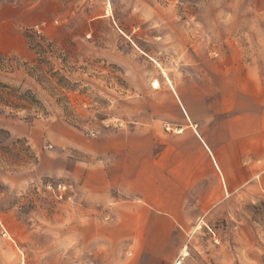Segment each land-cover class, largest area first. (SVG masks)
Instances as JSON below:
<instances>
[{
  "label": "rangeland",
  "instance_id": "374dc122",
  "mask_svg": "<svg viewBox=\"0 0 264 264\" xmlns=\"http://www.w3.org/2000/svg\"><path fill=\"white\" fill-rule=\"evenodd\" d=\"M163 75L205 105L225 91L264 106V0H0V264L72 249L73 166L161 117L147 109L170 106ZM49 183L75 191L60 200ZM183 250L172 264H264V192Z\"/></svg>",
  "mask_w": 264,
  "mask_h": 264
},
{
  "label": "crops",
  "instance_id": "0c3cea01",
  "mask_svg": "<svg viewBox=\"0 0 264 264\" xmlns=\"http://www.w3.org/2000/svg\"><path fill=\"white\" fill-rule=\"evenodd\" d=\"M167 84L170 106L147 109L161 117L85 148L70 173L72 249L29 264H172L191 232L264 192V106L235 107L225 91L205 105Z\"/></svg>",
  "mask_w": 264,
  "mask_h": 264
},
{
  "label": "built area",
  "instance_id": "2783aa9c",
  "mask_svg": "<svg viewBox=\"0 0 264 264\" xmlns=\"http://www.w3.org/2000/svg\"><path fill=\"white\" fill-rule=\"evenodd\" d=\"M167 130H170V128H167ZM181 130H177L178 133H180ZM46 190L49 191V192H53L56 197L60 200L64 199V197L67 196L68 192L71 191V187L68 186V185H65V184H47L45 186Z\"/></svg>",
  "mask_w": 264,
  "mask_h": 264
},
{
  "label": "bare ground",
  "instance_id": "6f19581e",
  "mask_svg": "<svg viewBox=\"0 0 264 264\" xmlns=\"http://www.w3.org/2000/svg\"><path fill=\"white\" fill-rule=\"evenodd\" d=\"M111 13V10L109 9V11H108V14H110ZM153 87L155 88V89H159V87H160V82H158V81H155L154 83H153ZM172 88H173V90H174V92L176 93V95H178V93H177V89H176V87L174 86V85H172ZM182 131H180V133H181ZM189 256V253L188 252H185V254H184V257L186 258V257H188ZM180 264V263H179Z\"/></svg>",
  "mask_w": 264,
  "mask_h": 264
},
{
  "label": "trees",
  "instance_id": "16d2710c",
  "mask_svg": "<svg viewBox=\"0 0 264 264\" xmlns=\"http://www.w3.org/2000/svg\"><path fill=\"white\" fill-rule=\"evenodd\" d=\"M0 102H2V103H3V101H0ZM3 104H4V103H3ZM4 105H5V104H4ZM0 112H1V113H3V111L1 110V108H0Z\"/></svg>",
  "mask_w": 264,
  "mask_h": 264
}]
</instances>
